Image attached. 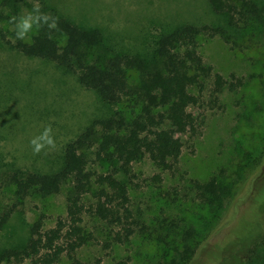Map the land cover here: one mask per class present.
<instances>
[{
    "label": "rangeland",
    "instance_id": "obj_1",
    "mask_svg": "<svg viewBox=\"0 0 264 264\" xmlns=\"http://www.w3.org/2000/svg\"><path fill=\"white\" fill-rule=\"evenodd\" d=\"M253 1L259 14L247 18L245 25L237 22L240 28L232 37L207 32L198 37L204 62L226 82L216 91L212 75L203 89L192 91L196 125L178 135L182 141L178 160L168 170L148 158L132 164L128 195L133 235L118 241L117 227L96 216L93 201L86 200L81 224L90 237L75 253L82 264H182L184 245L194 244V238L182 235L189 226L201 236L207 234L186 264H234L235 255L248 257L250 239L264 233V0ZM48 2L78 24L102 28L119 51L137 54L153 52L160 34L173 27L225 22L208 0ZM0 29L9 40L16 39L15 25L2 23ZM34 32L33 27L30 38ZM6 44L0 39V215L12 206L19 210L0 230V251L22 246L37 220L42 230L55 226L65 217L68 193L64 186L52 195L17 198L7 176L15 170H57L65 145L92 119L125 108L101 101L54 62L27 57ZM49 125L56 147L34 154L30 140ZM93 166L113 172L107 164ZM213 175L235 187L225 217L208 223L191 184ZM257 249L252 264H259L264 247ZM58 264H70V259L62 254Z\"/></svg>",
    "mask_w": 264,
    "mask_h": 264
},
{
    "label": "trees",
    "instance_id": "obj_2",
    "mask_svg": "<svg viewBox=\"0 0 264 264\" xmlns=\"http://www.w3.org/2000/svg\"><path fill=\"white\" fill-rule=\"evenodd\" d=\"M208 3L217 15L225 17L224 24L186 23L173 27L160 34L153 52L137 54L119 51L102 28L74 22L48 0H0V24L15 25L12 17L19 18L24 9L33 11L37 5L41 13L57 20L55 29L45 24L34 26L30 40L11 41L0 29V39L5 40L8 48L27 57L54 62L63 71L74 74L101 101L125 107V111L92 119L65 145L57 170H15L7 176L17 198L52 195L64 186H68V193L65 217L58 218L55 226L45 230L40 221H35L22 246L0 251V263L28 260L29 264H58L65 254L70 264H82L75 253L90 237L81 224L87 199L93 201L96 216L117 227L118 241L133 235L128 195L132 164L148 158L162 170L171 169L182 151L178 135L194 130L196 125L191 110L196 96L192 91L197 87L203 89L212 75L216 91L226 82L204 62L198 50V37L206 32L211 36L232 37L240 28L237 22L242 20L245 25L247 18L259 14L253 0H208ZM95 163L112 166L113 172L98 171ZM191 185L208 213V223L225 217L234 182L213 175L206 181L193 180ZM18 210L12 206L0 215V230ZM182 235L184 239L194 238V244L184 245L180 255L182 264H186L205 235L201 236L193 226L183 230ZM250 240L253 247L248 257L241 259L235 255L234 264H252L256 247H264V233L259 231ZM259 264H264V250Z\"/></svg>",
    "mask_w": 264,
    "mask_h": 264
},
{
    "label": "clouds",
    "instance_id": "obj_3",
    "mask_svg": "<svg viewBox=\"0 0 264 264\" xmlns=\"http://www.w3.org/2000/svg\"><path fill=\"white\" fill-rule=\"evenodd\" d=\"M49 20H51V23H49ZM12 22L15 24V34L18 40H30L29 34L34 26L39 27L41 24H45L49 29L57 28V20L48 14L41 13L38 5L34 6L33 11L24 10V13L19 18L12 17ZM52 131V127L49 125L42 134L30 140L29 143L34 154H39L46 148L54 149L56 147Z\"/></svg>",
    "mask_w": 264,
    "mask_h": 264
}]
</instances>
